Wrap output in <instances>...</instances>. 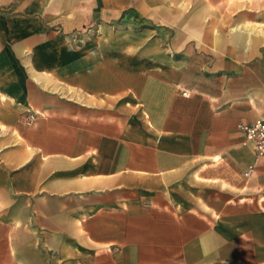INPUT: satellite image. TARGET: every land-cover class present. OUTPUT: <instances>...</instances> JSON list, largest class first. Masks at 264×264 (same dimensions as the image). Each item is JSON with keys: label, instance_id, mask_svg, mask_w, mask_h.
Instances as JSON below:
<instances>
[{"label": "crops", "instance_id": "1", "mask_svg": "<svg viewBox=\"0 0 264 264\" xmlns=\"http://www.w3.org/2000/svg\"><path fill=\"white\" fill-rule=\"evenodd\" d=\"M257 119L264 0H0V264H264Z\"/></svg>", "mask_w": 264, "mask_h": 264}, {"label": "built area", "instance_id": "2", "mask_svg": "<svg viewBox=\"0 0 264 264\" xmlns=\"http://www.w3.org/2000/svg\"><path fill=\"white\" fill-rule=\"evenodd\" d=\"M33 114H28L26 120L32 121ZM238 127L244 133V140L253 143L254 151L257 158L264 157V119H257L251 124L239 123ZM255 169V166L249 165L244 172V176H249Z\"/></svg>", "mask_w": 264, "mask_h": 264}]
</instances>
